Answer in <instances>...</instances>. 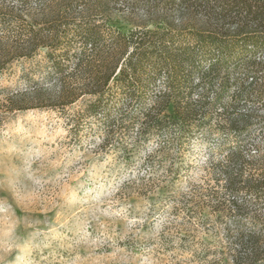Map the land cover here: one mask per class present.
Returning <instances> with one entry per match:
<instances>
[{"label": "trees", "instance_id": "trees-1", "mask_svg": "<svg viewBox=\"0 0 264 264\" xmlns=\"http://www.w3.org/2000/svg\"><path fill=\"white\" fill-rule=\"evenodd\" d=\"M0 74L7 114L56 112L128 160L153 141L141 185L220 222L221 264H264V0H0Z\"/></svg>", "mask_w": 264, "mask_h": 264}, {"label": "rangeland", "instance_id": "rangeland-1", "mask_svg": "<svg viewBox=\"0 0 264 264\" xmlns=\"http://www.w3.org/2000/svg\"><path fill=\"white\" fill-rule=\"evenodd\" d=\"M14 86L0 74V264H221L220 222L191 219L175 199L141 185L153 141L128 160L106 152L100 133L73 138L56 112L7 114ZM195 157L198 184L206 156ZM189 186L180 182L178 193Z\"/></svg>", "mask_w": 264, "mask_h": 264}]
</instances>
